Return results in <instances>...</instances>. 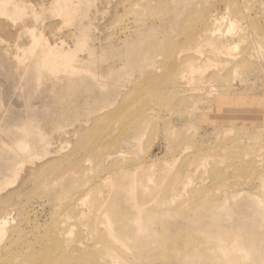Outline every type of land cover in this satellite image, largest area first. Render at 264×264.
I'll return each mask as SVG.
<instances>
[{
    "label": "rangeland",
    "instance_id": "374dc122",
    "mask_svg": "<svg viewBox=\"0 0 264 264\" xmlns=\"http://www.w3.org/2000/svg\"><path fill=\"white\" fill-rule=\"evenodd\" d=\"M204 9L234 61L201 37L181 65ZM259 27L264 0H0V264L76 240L97 258L73 264H264V176L244 157L264 162ZM65 156L84 170L35 180Z\"/></svg>",
    "mask_w": 264,
    "mask_h": 264
},
{
    "label": "bare ground",
    "instance_id": "6f19581e",
    "mask_svg": "<svg viewBox=\"0 0 264 264\" xmlns=\"http://www.w3.org/2000/svg\"><path fill=\"white\" fill-rule=\"evenodd\" d=\"M205 11H206V9H204L203 12L201 13V14H203V17H201V19L203 21L202 26L195 31L196 33L191 34L186 39L180 41L179 42L180 43V45H179L180 47H178V49H176L174 51L173 55H172V59L182 62L181 65H183L184 63H189V62L194 61V59L192 60V58H191V61H190V55H187L186 51L189 50L192 47L191 44H194V45L198 44V41L200 40L201 37H202L201 40H203V39L204 40L202 41L203 43L200 42L199 45L205 44V43L207 44V41H209V42L211 41L214 44V46H213L212 43H211V45L214 47V49H213V47L211 46L212 50L216 51L218 53V56L221 54L220 52H222V55L217 57L218 59H220L219 63L229 64V62H233L234 61V58L232 56L227 55V54H230V55H232V54L229 51H228L229 53H226L227 51L224 50L225 45L229 46L230 43L229 42H228V44L225 43L224 47H223L222 43L216 42V41H214L212 39V35H213V32L216 31L215 26H216L218 21H211L210 17H212L213 15L209 16L210 12H205ZM232 20H233L232 21L233 24L237 21L236 18L235 19L232 18ZM232 23H231L230 27L233 26ZM237 25L238 24H236V26ZM259 29H262L261 31L264 33V29L263 28L259 27ZM254 30L255 29H253V31ZM251 35H252V33H251ZM205 39H206V41H205ZM211 47H210V50H211ZM194 49H197V48H194ZM223 50L225 51V54L223 53L224 52ZM217 53H216V55H217ZM256 53H257V55H255V56H258L260 58V55H258L259 54L258 51ZM62 56H63L64 59H62L60 61V63H63L64 65H67V64L69 65L70 64L69 67L73 69V67H75V66L72 63H70V61L73 59V56H67V57L64 56V55H62ZM222 56H225L226 58H228V56H229L231 59L230 58H228V59L220 58ZM258 57H256V58H258ZM215 63H216V61H215ZM196 65H199V62H196V60H195L194 65L190 64L188 67H193L194 70L196 69L195 70V72H196L197 68H198V66H196ZM91 66H93L92 69H91V74H93L95 77L96 76L98 77V75H100L102 69H98L97 67H95V66H97L96 64L95 65L93 64ZM215 73H216V71H212V72L209 73V75H213ZM174 79H176V77H173L170 80L172 81ZM135 128L138 130L139 129V125L135 126ZM96 131H97V128L95 126H93L89 130V132L87 134L90 136V138H93L95 140V139H97L96 138L97 136L94 135L96 133ZM45 151H46V153H50V152L54 153V152H56V150H54V149H46ZM52 156L55 157L54 155H51V157ZM244 157L250 158L249 163L257 170L258 175L264 176V162L261 161L260 159H258L257 155L256 156L255 155L248 156L247 154H244ZM84 160L86 161L87 159H85V158L75 159V158H72V157H69V156L53 159L51 161V164H49V169L44 171L43 175L36 177L35 180H40V179H44V178H50L54 174H57V175H59L62 178H66L67 177L66 173H68L69 170H71L72 174H76L77 172H79L81 170H84V165H85ZM137 167H139V164H136L135 169ZM26 170H27V172L29 171L28 168ZM133 171H131V172H133ZM131 172H129V173H131ZM129 173L122 172V174H120V172H118L117 175H127ZM262 190H263L262 193L264 194V188H262ZM0 207H1V204H0ZM7 219L8 218L6 216H4V217H2L0 219V235H2L5 232V226L7 225L6 222L8 221ZM50 240L52 241L51 247L54 248V251L55 250L62 251V246H61V243H60V241H62V239L56 233H53V235L50 236ZM79 243H83V242L79 241V240H76L75 244H74L75 245V249L74 250L77 252L75 257H72V254H71V256H69L68 253H67V254L63 255L60 259L56 260L53 264H73L75 261H78V260H82L83 262H88V261L93 260L94 258H97L96 257L97 255H94V252L90 251L91 249L86 248V247H89V244H84V246H82ZM52 255H53V253H51V252H48L45 255L41 254V256H40L38 261L50 260L53 257Z\"/></svg>",
    "mask_w": 264,
    "mask_h": 264
}]
</instances>
